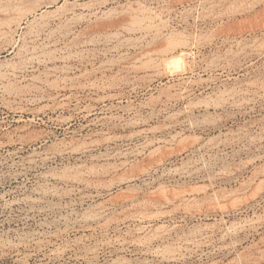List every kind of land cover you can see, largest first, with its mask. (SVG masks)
Segmentation results:
<instances>
[{
    "label": "rangeland",
    "instance_id": "374dc122",
    "mask_svg": "<svg viewBox=\"0 0 264 264\" xmlns=\"http://www.w3.org/2000/svg\"><path fill=\"white\" fill-rule=\"evenodd\" d=\"M65 1L27 0L18 24L1 29L0 264H264V3L120 0L135 11H145L150 17L146 23L153 28L140 33L143 37L137 35L135 49L115 42L111 52L83 43L84 25L68 34L70 37L58 29L53 31L57 25L50 23L47 14ZM52 2L55 6L48 8L47 3ZM177 39L187 40L176 53L184 51L191 67L187 74L193 81L189 101L201 103L193 112L185 109L189 101H176L171 88L175 77L165 66L169 57L153 54L159 74L152 83L133 81L127 73L132 60L119 61L123 54L130 58L142 51H163ZM47 40L51 46L40 48ZM34 53L39 62L32 59ZM16 87L23 93L16 94ZM32 98L40 106L55 99L67 102L63 111L48 113V118L60 115L65 120L43 127L45 133L54 134L44 135L45 142L87 140L93 142L90 151L70 159L38 160L22 168L19 162L34 147L5 145L11 132L23 124L16 121L20 115L7 106L31 107ZM170 136L172 141L163 143ZM146 142L145 152L122 167L119 176L126 178L143 169L145 157L161 146L162 153L166 151L163 161L143 178L142 182L150 184L142 186L150 190L166 185L169 192L208 186L207 198L191 196L188 199L194 201L186 205L177 201L165 214L144 223L146 230L139 233L142 223L122 212L124 197L110 200V194L120 192V187L110 183L114 173L103 176L108 181L104 189H98L101 195L97 189H86L93 197L84 200L85 188L80 184H58L61 193L56 197L37 190L46 180L45 172L63 176L72 165L83 166L71 169L73 175L104 165L111 169L120 158L106 160L103 154L137 149ZM204 143L214 145L213 150H202ZM187 170L193 174L184 176ZM85 178L97 179L89 173ZM45 183L56 185L54 180ZM140 188L133 190L140 193ZM67 189L75 192H65ZM241 189L246 191L239 193ZM224 205L228 208L221 210ZM101 206L108 208L101 222L82 220L85 212L91 215Z\"/></svg>",
    "mask_w": 264,
    "mask_h": 264
},
{
    "label": "bare ground",
    "instance_id": "6f19581e",
    "mask_svg": "<svg viewBox=\"0 0 264 264\" xmlns=\"http://www.w3.org/2000/svg\"><path fill=\"white\" fill-rule=\"evenodd\" d=\"M25 1H27V0H0V34L2 32L1 29L7 28V27L8 28L9 27L12 28L11 26L14 23H17L18 19L20 20V19L23 18V16H22L23 14H21V12L23 13L24 9L22 10V7H23ZM260 2L264 3V0H260ZM55 4L53 2L52 3H47L48 8L54 7ZM201 10H202V8H201ZM47 15H49L47 17H49L50 23L55 24V26L57 25V27L55 29H53V31L56 32L57 31L56 29H58L59 32H61V34H63V35H68L73 30H75L77 28H80L81 26L84 25L88 29L86 28L87 32L84 33L85 40H84L83 43H86V45L87 44H91V45H93V47L94 46L103 47L105 51H111V49L114 48V46H111V45L113 43H115V42H118V43L120 42L122 44V47H125L127 49H129V48H134L135 49V47L138 46L137 42H138L139 37H137V35L142 33V32L144 33L146 31H148V29L150 30L151 28H153V27H151L152 23L151 24L150 23H146L145 19H148L150 17L148 16V14L145 13V11L141 12V11H137V9L135 11L134 8H131V5H127V6L122 5L120 3V0H87V1L86 0H84V1L83 0H73L72 2H70V0H66L60 7H58L57 9L52 10V12L50 14H47ZM147 22H150L149 19H148ZM19 25H20V22H19ZM17 27H18V25H17ZM150 31H152V30H150ZM7 33H9V32H7ZM35 33H34V36H35ZM37 33H36V35H37ZM81 33H82V31H81ZM49 34H51V32ZM53 35H52V37H53ZM54 36H56V35H54ZM0 37H1V35H0ZM38 37L37 38L34 37V38L37 40V39H39ZM73 37H74V35H73ZM41 39H42V37H41ZM59 39H58V41H59ZM66 39H67V37H66ZM74 39L76 40V38H74ZM29 40H30V38H29ZM43 40H45V39H43ZM49 40H51V38ZM170 41H172V40H170ZM182 41L184 42L185 40H178L177 39L176 41L169 42L170 44L167 45V47L165 49H163V51L160 50V52H159V50H154V51L153 50H147V51H144V52L142 51V53L136 55L135 57L134 56L130 57L131 59L128 56H125V54H123V55L120 56V60L119 61L123 62V61L132 60L131 61L132 63H130L131 66L129 68H127V73H128L129 76L133 77V79H134L133 81L136 80L135 82H137V81H140V80H146L147 82L149 81L150 83H152L153 81H155L157 75L159 74L157 72V70H158V68H157L158 64L157 63L158 62H156V59H154V57H153L154 55L153 54H155V55L156 54H160V55H164V56L169 57L165 61L166 64L165 63L164 64H165V66H167V69H169L168 70L169 73L172 76L175 77V81L171 85V88L175 89L174 92H175V97L177 98L176 101H179V100L180 101H189L190 100V96H191V84L193 83V81L191 80L190 77L187 76V74L189 73L191 67L188 64H186V62H185V55L186 54L184 53V51L176 53L177 50L180 47H182V45L184 44V43L181 44ZM47 42H48V40H47ZM76 42H78V41H76ZM185 42H187V40ZM56 44H58L57 41H56ZM49 45L50 44L48 42V44L44 43L43 45H41L39 47L40 48L44 47V49H45ZM34 46L31 47L32 50H33ZM73 46H74V43H73ZM39 47H37V48H39ZM69 47H71V46H69ZM69 47H67V48H69ZM148 48H150V47H148ZM19 49L23 50V47L19 48ZM24 51H25V49H24ZM39 51H37V52H39ZM30 53H32V52H30ZM45 54H47V53H45ZM43 56H46V55H44L42 53V57ZM235 56H236V54H235ZM30 58H31V56H30ZM43 58H45V57H43ZM47 58H49V57H47ZM32 59H36V61L38 60V62H39V57L36 56L35 53H34V56H33ZM139 63L141 64L140 66L137 65ZM109 64H111V63H109ZM161 64H162V62H161ZM109 66H111V65H107V68H109ZM48 70H49V68H48ZM2 76H4V75L0 74V78ZM5 79H6V77H5ZM13 90L16 92V94H20L21 93V90H20L19 87L18 88L16 87ZM16 97H18V96L16 95ZM231 99H232V97H231ZM53 101L54 102L51 103V104H46L44 106H40V105H38L40 101L38 99H36V98H32V99H30V103H32L31 107H27V106H23V105L21 106L19 104L18 105H11L10 104V105L7 106V108L9 109L10 112H13V113H16V114L20 115L16 121H18V122L23 121V124L17 126L15 129L13 128L14 130L12 132L10 131L12 136L10 137L8 142L5 143V145L8 146V147L16 146V145H18V146L20 145V147H23V148L26 147V146L34 147L33 153L30 154L29 156H27L21 162H19L22 165L21 166L22 168H23L24 165L27 166V164L36 163L38 160H41L42 161V162L40 161L41 163H45V162L50 161V160L53 161V160H57V159L64 158V157H67L68 159H70V158L75 157L78 154H84V153H87V152L90 151V147H91L90 145L93 144L92 141H87V140L85 141L84 140L82 142H76V141L67 142V141L62 140V139H56V140L52 141L50 144H49V142H45L44 141V139H43L44 135H46L47 138H48L49 136L51 137V135H54V134H53L52 131L51 132H47L46 131L47 133H45V131L43 130V127H45L48 124V122H58L59 123V122H62V121L65 120L64 117L60 116V115H58L56 117H49V118L47 117L49 112L56 113L58 110H62L63 111L67 107V102H65L63 99H61V100H56L55 99ZM169 101L171 103L173 100H169ZM168 103H166V104H168ZM35 105H38V106H35ZM200 105H201L200 102L195 103L193 101L192 102L189 101L186 104L185 109L188 112H193ZM206 106H208V104H206ZM4 107H6V106H4ZM206 109H207V107H206ZM28 115H30L31 117L26 118V116H28ZM137 123H138L137 120L134 121V122H131L132 127L137 125ZM132 134H131V137H132ZM135 136H137V135H135ZM172 139H173L172 136H170V138H165L163 140L164 141L163 143H169V142L172 141ZM159 143H161V142H159ZM147 145H148V142L144 143L141 147H139L137 149H132V147H131L132 150H121V151H116L114 153L103 154L102 157H104L106 160L117 156V157L120 158V161H119L118 165L116 164V166L112 167L111 169L108 168L105 165L100 167L98 170L97 169H92V170L90 169L91 172H88V173L92 174V175H95L96 178H97V179H95L93 181H88L89 179L87 180L85 178V176H87L88 173L85 174L84 170L83 171L82 170L78 171L75 175L72 174L71 169L74 170L73 168H75V167L80 168L81 165L80 166H73V165L69 166L68 169H67V170H69V172H68L69 174H65L63 176L62 175H55L54 173L52 174V173H49V172H47V173L45 172V177L44 178L47 181L54 180V182H56V185H52L51 186L48 183H45L47 181L46 180L43 181L44 180L43 179L42 180L43 183H41L39 185V188L37 190L39 192H41V193L50 194V195L56 197V195H59L61 193V190H60L61 187H59L58 184H66V186H67V184H71V185H73V184H78L79 185L80 184V185L84 186L83 189L85 188L84 189L85 191H83L82 199L83 198H88V197H93L92 196L93 194L91 192H89L88 190H86V189H91V188L97 189V192L100 193V195H101L102 191H99L98 189H100V190L104 189L106 184H107V181H108V180L106 181V179H103V176H106V175H108L110 173H112V174L114 173V176L110 180V183H112L111 185H114V186L117 185L118 187H120V192L118 191L119 193L116 194V195L110 194L111 198L110 197L109 198H110L111 201H114L116 199H119L118 198L119 195L124 197L125 203L122 206L123 214L127 215L128 217H131L135 221H138V222L142 223V225L140 224L141 227H139L137 230H138L139 233H143L146 230L145 229L146 226L144 225V223H149L152 219H156V218H158V216L165 214V209L168 208L170 205H175V203L177 201L181 202V205L182 204L186 205L189 202L191 203V202L194 201V200H189L188 197L195 196V195H198V196L199 195H203L205 197L207 195V190H208V186H198L196 188H191V189L189 188V189H183V190H177V191L176 190H173V191L171 190V192H169L170 189L168 187H165L166 185H164V186L163 185H159V186L155 187L154 189H150V190L144 188V186H142V184L144 185L145 183H149L148 181L147 182H144V181L142 182V180L145 177V175L146 174H150L152 169L154 167L160 165L162 163V161H163L162 158H163V155H164V153L166 151L164 153H162L163 151H161V146L157 147V148H154L147 157H145L143 155L145 157V159L143 158L144 160L142 159L143 160V164H144L143 169H141V170L138 169L139 171L135 170L134 173L131 176L126 177V178H123V177L119 176L121 174H119L118 171L120 169H122V167L130 165V162H131L132 158L138 157L139 155H142L145 152ZM200 147L202 148V150H204L206 153H208V152L211 151V149L213 150L214 145H211V144H208V143H204ZM43 148H45L44 149L45 151H43ZM40 149H42V151H40ZM135 163H137V162H135ZM112 165H113V163H112ZM134 165L135 164H133V166ZM81 167H83V166H81ZM131 170H133V169H131ZM64 171H66V170H64ZM75 171H76V169H75ZM20 172L22 173V171H20ZM124 172H126V170ZM192 174L193 173L190 172L189 170L183 172L184 176H190ZM146 178H148V177H146ZM149 178H150V176H149ZM139 181H141V183H139ZM124 185H125V187H123ZM145 185L147 186L148 184H145ZM135 186H140L141 187L140 191H139L141 194L134 192L133 188H135ZM65 189H66V187H65ZM74 189H67V190H64V191L65 192L69 191L71 193ZM117 189L119 190V188H117ZM80 190H82V188ZM245 191H246V189H241V191L239 193H242V192H245ZM73 192H75V191H73ZM79 193L80 192H78V194ZM129 194H131V195H129ZM95 196H97V195H95ZM98 196H99V194H98ZM205 198H207V197H205ZM236 199H238V198H236ZM233 201L234 200H232V202ZM217 202H218V200H217ZM232 202H230L231 205H232ZM178 205H180V204H177V206ZM184 205H183V207H184ZM31 207L34 208V206H32V205H31ZM220 207H219V209H220ZM227 208L224 205V207H221V210L222 209L225 210ZM153 210H155V211H153ZM107 211H108V208H106L105 206H101L93 214L91 212V215H90V213L85 212L83 214V216H82V220L84 219V220H86V222L87 221L101 222V220L106 215ZM34 238H35V236H34ZM175 258H176V256H175Z\"/></svg>",
    "mask_w": 264,
    "mask_h": 264
}]
</instances>
